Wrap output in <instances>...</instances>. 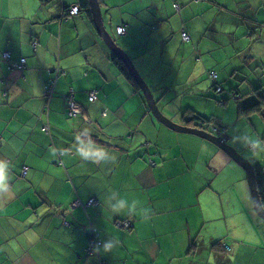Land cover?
Wrapping results in <instances>:
<instances>
[{
    "label": "crops",
    "instance_id": "crops-1",
    "mask_svg": "<svg viewBox=\"0 0 264 264\" xmlns=\"http://www.w3.org/2000/svg\"><path fill=\"white\" fill-rule=\"evenodd\" d=\"M98 1L105 29L161 112L182 126L198 115L223 124L227 144L264 173V106L253 93L264 86L253 82L264 75V49L244 59L252 39L241 40L258 23L255 39L264 43V0ZM77 2L0 0V264H264V219L239 165L208 141L155 120L101 45L89 5L66 13ZM2 59H25V66L8 69ZM70 90L82 108L74 118L66 113ZM229 91L247 95L222 105ZM258 103L260 110L250 108ZM248 136L261 146H243ZM120 198L135 201L136 213H108L104 201ZM210 198L229 251L203 238L209 221H198ZM125 219L133 222L128 231L119 228ZM15 235L21 240L6 242ZM106 237L118 246L85 254L89 238L93 247Z\"/></svg>",
    "mask_w": 264,
    "mask_h": 264
},
{
    "label": "water",
    "instance_id": "water-1",
    "mask_svg": "<svg viewBox=\"0 0 264 264\" xmlns=\"http://www.w3.org/2000/svg\"><path fill=\"white\" fill-rule=\"evenodd\" d=\"M87 1L90 7L95 30L97 31L107 49L112 53V55L118 57L122 61L126 70L130 74L134 82L137 84L138 88L141 90V93L145 99L146 106L155 120L175 132L194 135L211 142L212 144L216 145L222 152H224L228 157H230L231 160L238 164L246 173L247 184L251 192V198L253 204L255 205L256 212L261 218L264 219V209L257 191L253 165L248 160L244 159L234 147L227 144V137L220 138L197 128L182 126L176 124L171 119L166 117L159 109L157 101L154 98L150 87L137 71L128 53H126L120 46L115 43L111 35L105 29L102 22L99 1Z\"/></svg>",
    "mask_w": 264,
    "mask_h": 264
},
{
    "label": "trees",
    "instance_id": "trees-1",
    "mask_svg": "<svg viewBox=\"0 0 264 264\" xmlns=\"http://www.w3.org/2000/svg\"><path fill=\"white\" fill-rule=\"evenodd\" d=\"M42 3L43 2H45L46 0H40ZM78 2L76 3V4H74V5H78L80 8H79V12H80V9H81V7L82 8H84V9H89L88 8V1L87 0H77ZM44 4V3H43ZM73 6V5H72ZM70 7H67V8H65L66 10H68ZM79 12L76 14V15H74V16H77L78 14H79ZM259 27H261V25L260 24H256V26H255V28H254V30H247L246 31V34L245 33H243V35L241 36V40H242V42H244V43H246V41H249L250 39H252V42L251 43H249V45H250V48H252V51H250V52H248L245 56H244V59H250L252 56H260L261 55V49H264V43L262 42V40H260L259 38H256L255 39V36H256V33L255 32H259ZM260 36H261V34H260ZM219 40L220 41H225L226 39H225V37L224 36H219ZM208 44H210V45H213V39H210L209 41H208ZM214 46V45H213ZM220 49H222V50H224V48H221L220 47ZM3 54V53H2ZM3 60V59H2ZM112 61H113V63L115 64V66L123 73V74H125V77L128 79V80H130V81H132L133 82V84H135V86H136V83L133 81V79L131 78V76H130V74L128 73V71L126 70V68H125V66H124V64L122 63V61L118 58V57H116V56H114L113 55V58H112ZM3 62H4V60H3ZM5 62H7V61H5ZM4 62V63H5ZM255 62V64H263V62H260V61H254ZM8 63V62H7ZM6 63V64H7ZM7 67H8V69H10V64L8 63V65H7ZM240 70H241V68H238V67H236V68H233L232 69V71L236 74V75H240V74H237V71H239L240 72ZM240 73H242V72H240ZM212 74H214L215 75V77H213L212 76ZM208 76H209V78L215 83V91L217 92V93H222L223 92V89H221V86L216 82V80H217V75L215 74V72H213V71H209L208 72ZM247 77V75H245L244 77H243V79H245ZM260 80H264V75L262 76V78L260 77V76H258V77H254L253 78V82L254 83H258ZM138 87V86H137ZM138 89V88H137ZM139 90V89H138ZM73 91V90H72ZM71 90L68 92V93H72L73 94V92H72ZM91 92H93V91H91ZM68 93H66V95L68 94ZM90 93V92H89ZM88 93V94H89ZM255 95H256V98H258L259 100H261V102H262V106H264V86H262V87H259V88H257L254 92H253ZM45 94H46V96L48 97V96H50L51 95V93L50 94H48L47 93V91H45ZM65 95V96H66ZM246 95H247V93H237V92H233V91H229V92H227V98L225 99V100H223L221 103H222V105L223 104H226V103H229V102H235V103H239L240 101H242L243 100V98H245L246 97ZM73 98H74V94H73ZM239 99H240V101H239ZM65 100H66V97H65ZM74 100V99H73ZM236 100H238V101H236ZM75 101V100H74ZM259 105H260V103H258V104H256V105H254V106H252V107H250V108H256V109H254V110H260L259 108ZM249 108V109H250ZM194 120H196V121H198V123L196 122H194ZM186 127H190V128H197V129H199V130H203V131H205V132H208V133H210V132H213L212 130H214L215 128H219V129H222L223 127L224 128H226L223 124H218V122H215V121H213V120H210V119H208V118H206V117H203V116H195L194 118H192V121H191V125H188V126H186ZM255 182H256V185H257V189H258V192H259V196H260V199H261V202H262V205H263V208H264V174L260 171V170H258V168L257 167H255ZM121 221H123V220H121ZM223 238H225V236H223ZM224 241H219L218 242V244H219V247H224L225 249H227L225 246H227L228 244L226 243H223Z\"/></svg>",
    "mask_w": 264,
    "mask_h": 264
},
{
    "label": "rangeland",
    "instance_id": "rangeland-1",
    "mask_svg": "<svg viewBox=\"0 0 264 264\" xmlns=\"http://www.w3.org/2000/svg\"><path fill=\"white\" fill-rule=\"evenodd\" d=\"M98 35V34H97ZM99 36V35H98ZM99 38V40H101L100 39V37H98ZM34 45V44H33ZM101 45L103 46V48H106L107 49V47L104 45V43L102 42V40H101ZM107 52L111 55V52L107 49ZM25 60V59H24ZM15 63H16V65H17V67H15V68H13V69H21V68H23L24 66H25V61L24 62H22L21 60L20 61H15ZM160 66H164L163 64H161ZM213 66H215V63H213L212 65H211V68L213 67ZM210 68V69H211ZM152 75L154 76V79H159V78H161V76H162V74L161 73H159V71H153L152 72ZM208 80H210V79H208ZM210 82V81H209ZM210 134H212V135H215V136H217V134L215 133V132H210ZM209 142V141H208ZM209 143H211V142H209ZM212 144V143H211ZM214 145V144H213ZM217 149H219L216 145H214ZM242 156V155H241ZM243 157V156H242ZM244 158V157H243ZM245 159V158H244ZM247 160V159H246ZM232 162H233V164H235L236 166H238L233 160H232ZM257 166H259V165H257ZM257 166H253V168H254V173H255V167H257ZM238 168H240V170H242V172H243V174H244V176H245V178H246V173H245V171L240 167V166H238ZM258 168V170H260L261 172H262V170H261V168H259V167H257ZM26 173V168H23L22 169V174H25ZM263 173V172H262ZM264 174V173H263ZM247 180V179H246ZM247 182V181H246ZM248 185V184H247ZM256 187H257V185H256ZM260 197V196H259ZM89 204L90 205H92V204H96V200L94 199V198H91V199H89ZM250 210V209H249ZM219 210H218V208H217V205L215 204V202H214V200H213V198H210L209 199V201L204 205V207H203V212H202V217L199 219V221H198V223L199 224H201V223H203V222H205L206 220H208L209 221V223H208V227L207 228H205L204 230H203V233H202V235H203V238H205V239H209V240H211V239H214L215 241H217V242H219V241H226V243H227V240H225L224 238H223V236L222 235H225V232H226V229H225V227H223V225H221V223L219 222V218H220V216H219V212H218ZM250 213H251V215H252V217L254 218V220H255V222H257V223H259V224H263V222L256 216V214L255 213H253L251 210H250ZM125 220H129L130 221V223H131V226H130V228L128 229V230H130L131 228H132V226H133V222L130 220V219H125ZM221 221V220H220ZM127 230V231H128ZM20 241L21 240V236H18V235H15V236H9V239H8V241H6V242H13V243H15L16 241ZM88 244H89V242H88ZM88 244H87V247H88ZM227 249V251H229L230 250V247H228V245L227 246H225ZM261 254L260 253H258V256H260ZM211 258L213 259L214 258V253H211Z\"/></svg>",
    "mask_w": 264,
    "mask_h": 264
},
{
    "label": "clouds",
    "instance_id": "clouds-1",
    "mask_svg": "<svg viewBox=\"0 0 264 264\" xmlns=\"http://www.w3.org/2000/svg\"><path fill=\"white\" fill-rule=\"evenodd\" d=\"M233 143H237V139L235 136L232 138ZM243 146L246 147H252V148H258L261 146V141L259 139H252L250 136H248L247 141L243 144ZM81 155H84L83 153ZM88 158V157H85ZM108 158V154L98 155L94 162L99 163L100 161L106 160ZM4 164L0 163V191L6 189L5 184V177H4ZM105 208L112 216H121V215H133L137 211V204L136 202L129 203L128 200L120 198L119 200H116L115 202L109 203L107 200L104 201ZM144 211H149L148 209H144ZM145 216V215H144ZM147 217V216H145ZM119 241L115 238H109L106 237L105 239L100 240L97 244L93 246V252H103L107 253L110 252L113 248L118 246Z\"/></svg>",
    "mask_w": 264,
    "mask_h": 264
},
{
    "label": "built area",
    "instance_id": "built-area-1",
    "mask_svg": "<svg viewBox=\"0 0 264 264\" xmlns=\"http://www.w3.org/2000/svg\"><path fill=\"white\" fill-rule=\"evenodd\" d=\"M79 6L78 5H73L71 6L68 10H65L66 13L70 16H74L76 15L78 12H79ZM117 33L119 35L121 34H124V28L122 26H119L117 27ZM182 39L184 41H188L189 40V35L186 33V32H182ZM7 61V60H6ZM22 62H24L25 60L24 59H21ZM10 64V69H13L15 67H17L16 63L15 62H9ZM213 77H215L214 74H212ZM45 90L47 92H50L51 90V86L50 85H46L45 86ZM66 113L69 117H77V116H81L82 115V108L73 100V94L72 93H68L66 96ZM95 99V92H90L88 94V101H93ZM194 122L198 123V121L194 120ZM42 131L43 132H46V127H43L42 128ZM213 132H215L217 134L218 137H226V132H225V129L222 128V129H219V128H215L214 130H212ZM131 226V223L129 220H123V221H120L119 222V228L123 229V230H128ZM89 240V244H90V238L88 239ZM93 247L92 246H89L86 248L85 250V254L86 255H90V254H93Z\"/></svg>",
    "mask_w": 264,
    "mask_h": 264
}]
</instances>
